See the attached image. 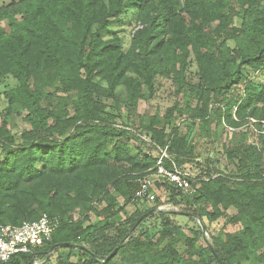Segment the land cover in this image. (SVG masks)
Listing matches in <instances>:
<instances>
[{"label":"trees","instance_id":"16d2710c","mask_svg":"<svg viewBox=\"0 0 264 264\" xmlns=\"http://www.w3.org/2000/svg\"><path fill=\"white\" fill-rule=\"evenodd\" d=\"M262 2L18 0L0 7V81L11 76L17 83L3 93L6 107L0 112V224L18 226L42 215L56 219L50 243L38 251L44 264H50L55 246L79 251L86 258L81 264H112L116 252L127 251L134 264H235L237 254L247 255L245 241L229 233L224 239L213 238L197 261L180 255L174 242L152 250L133 233L153 218L155 209L132 215L126 222L128 230L124 224L83 227L86 217L74 221L72 216L77 209L86 213L94 198L109 204L107 216L115 214L112 210L118 203L113 193L125 204L133 202L138 181L153 172L157 161L144 146L153 150L167 146L165 168L174 164L180 169L187 143L173 127V112L179 117L188 114L187 124L193 126L197 120L200 127H207L211 118L235 126V108L238 119L252 108L250 115L256 113L264 121V85L255 91L242 73L264 69ZM129 6L136 14L135 25L124 50L117 35L105 40L102 35L120 22ZM237 15L239 25L234 23ZM190 59L198 74L193 85L187 76ZM96 78L105 82L109 99L123 87L124 119L108 115ZM157 78L172 82L175 94L195 100L196 107L188 106L187 111L173 107L162 124L151 117L147 124L139 120L133 129L128 125L130 115L139 101L151 98ZM242 85L247 86L243 103L227 98ZM15 118L27 126L20 131V142L9 129ZM167 126L171 135L163 141ZM256 168L258 173L242 177L237 189L228 188L222 176L202 180L197 188L191 182L195 192L190 195L168 182L159 184L171 193L173 202L174 196L181 198L180 204L188 208L186 215L202 223L215 221L221 205L235 209L233 222L247 219L255 226L244 232L249 236L255 229L264 230V174L259 164ZM163 226L162 236L181 234L175 222ZM193 243L188 241L189 246ZM6 264L31 261L18 255ZM52 264L66 263L58 259Z\"/></svg>","mask_w":264,"mask_h":264},{"label":"rangeland","instance_id":"374dc122","mask_svg":"<svg viewBox=\"0 0 264 264\" xmlns=\"http://www.w3.org/2000/svg\"><path fill=\"white\" fill-rule=\"evenodd\" d=\"M13 1L16 2L18 0H0V7L7 6ZM262 3L264 4V0ZM233 8L236 13L239 11L237 5L233 4ZM135 15L133 7H127L119 16L120 22L112 25L108 32L102 35V39H108L110 34H115L121 39L122 47L126 50L135 25L133 21ZM129 23L132 24L129 25ZM234 23L235 25L240 24L238 15L234 18ZM228 45H232V43L228 42ZM190 61L191 64L188 68L187 76L189 84L193 85L198 81V74L195 63L192 59ZM246 72L247 69L242 73L245 76L248 75L251 79L249 87L255 89V91L259 90L264 85V69L257 72L249 70V73ZM94 81L99 85V94L105 103L108 115H119L124 119L126 114L123 109V103H125L123 87H118L115 92L116 97L109 99L105 96V82L99 78ZM16 85V81L11 76H7L0 81V112L6 107L3 93L13 89ZM154 89L151 98L146 102L139 101L136 110L131 113L128 125L133 129L137 128L139 120L141 123L147 124L151 117H156L162 124L168 110L173 107H178L182 111H187L186 107L188 106L189 109L196 107L195 100L190 97L177 96L175 94V85L168 80L157 78ZM246 90L247 86H236L227 95V98L238 104L243 103ZM47 91L52 92V89ZM251 110L252 108L241 112L242 118L238 119L235 108L232 113V122L236 124L235 126L231 125L230 122L228 123L226 119H221L218 122L211 118L207 127H204V125L198 126L197 120L193 126L187 124L186 118H189L188 114H183L182 117H179L178 114L173 112V127L179 135L186 137L187 143L185 147L186 155L180 157L183 162L180 169H178L190 178L196 188L202 180H207L209 177L222 176L227 178L228 188L237 189L242 177L253 176L258 173L257 164L261 166L264 174V121L260 117H255L256 113L251 116ZM26 127L20 119L15 118L10 122L9 129L15 135L17 142H20V131ZM164 135L163 141L171 135L170 126L165 128ZM141 137L142 141L149 142L146 136ZM132 143L140 146V142L132 141ZM142 148H144L145 152L148 151L155 157L158 155V150H153L147 146ZM152 191L156 195V199L149 203L133 201L125 204L124 199L119 194L113 193L118 205L113 210L111 209L112 213L116 211L111 216H107L109 214L107 210L109 204L105 202L99 203L94 198L86 213L77 209L74 211L72 219L78 221L86 217L83 227L92 226L99 229L108 224L117 226L124 224L125 229L128 230L130 225L126 224V222L132 215H135L136 212H146L155 209L152 213L153 218L142 223L133 233L135 239H140L149 244L152 250H160L167 243L174 242L175 249L180 255L186 258L191 257L197 261L199 253L212 243L213 238L224 239L225 234L229 233L241 237L249 249L248 254L245 256L237 254L235 264H264V230L255 229L254 234L248 236L247 233H244L246 229L254 228L255 226L247 219L233 222L237 214L235 209L221 205L217 208L218 218L213 222L204 220L203 224L196 217L186 215L188 208L184 203L180 204L181 198L174 196L176 203L173 202L170 199L171 193L164 186L155 182ZM199 206L202 207V205ZM207 211L211 212V208L207 207ZM159 212L161 214H158ZM167 221L177 223L182 229L181 234L162 236L165 231L163 225ZM199 231L202 234L197 238L196 233ZM190 240L194 241L191 246L188 244ZM159 241L162 242L158 246ZM51 255L50 264L55 263L58 259H61L66 264H81L86 259L79 251L73 250L70 252L66 248H56ZM112 264L134 263L131 261L127 251L116 252L112 257Z\"/></svg>","mask_w":264,"mask_h":264},{"label":"built area","instance_id":"2783aa9c","mask_svg":"<svg viewBox=\"0 0 264 264\" xmlns=\"http://www.w3.org/2000/svg\"><path fill=\"white\" fill-rule=\"evenodd\" d=\"M168 159L167 146L158 148L153 172L138 181L133 201L153 202L156 199L152 191L155 182H168L186 195L195 192L190 178L184 172L174 164L170 170L165 168L164 161ZM56 224V219L47 215H42L34 221H24L18 226L0 224V264H6L18 255L29 256L31 264H44L45 260L39 258L38 251L50 243Z\"/></svg>","mask_w":264,"mask_h":264},{"label":"water","instance_id":"95a60500","mask_svg":"<svg viewBox=\"0 0 264 264\" xmlns=\"http://www.w3.org/2000/svg\"><path fill=\"white\" fill-rule=\"evenodd\" d=\"M55 248H57V247H56V246H55V247H52L51 250H50V252H51L52 250H54ZM112 256H113V253H112V255H110V256L108 257V259L111 258Z\"/></svg>","mask_w":264,"mask_h":264}]
</instances>
